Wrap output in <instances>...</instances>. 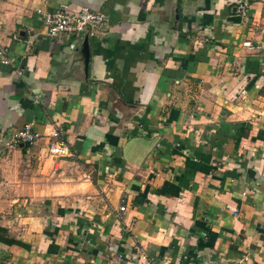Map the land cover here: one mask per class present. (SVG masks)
Wrapping results in <instances>:
<instances>
[{
    "label": "crops",
    "instance_id": "1",
    "mask_svg": "<svg viewBox=\"0 0 264 264\" xmlns=\"http://www.w3.org/2000/svg\"><path fill=\"white\" fill-rule=\"evenodd\" d=\"M238 1L0 0V264H264V1ZM63 5L108 26L49 37ZM27 122L69 154L7 150Z\"/></svg>",
    "mask_w": 264,
    "mask_h": 264
},
{
    "label": "built area",
    "instance_id": "2",
    "mask_svg": "<svg viewBox=\"0 0 264 264\" xmlns=\"http://www.w3.org/2000/svg\"><path fill=\"white\" fill-rule=\"evenodd\" d=\"M264 1V0H260ZM248 6V0H239L237 9L242 14ZM39 10H37L38 12ZM42 23L45 27L46 34L49 37H55L58 34L71 36L74 40H81L91 37L97 30H103L108 26V16L102 11H93L85 6H79L75 9H68L66 6H59L52 12H46L42 16ZM30 40H27V47ZM242 46L246 48H258L256 44H252L249 40L242 41ZM6 50L0 48V63L8 64L9 58L5 55ZM17 74L21 73V69L16 68ZM32 122L22 124L14 130L8 140L4 142L7 150L12 149L18 144H31L37 138L45 136L48 138L46 145V153L51 158H60L69 154V148L66 141L61 137V130L58 126L47 124L43 125L41 131L34 130ZM124 206L119 205L118 209L123 210ZM158 264V262H151Z\"/></svg>",
    "mask_w": 264,
    "mask_h": 264
},
{
    "label": "trees",
    "instance_id": "3",
    "mask_svg": "<svg viewBox=\"0 0 264 264\" xmlns=\"http://www.w3.org/2000/svg\"><path fill=\"white\" fill-rule=\"evenodd\" d=\"M0 242L2 243H7V244H15V245H24L22 242H20L19 240L17 239H14V238H11V237H8L6 235H4V233H1L0 232Z\"/></svg>",
    "mask_w": 264,
    "mask_h": 264
}]
</instances>
